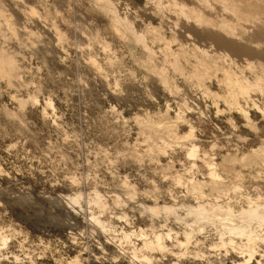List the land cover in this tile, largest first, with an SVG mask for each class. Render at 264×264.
Wrapping results in <instances>:
<instances>
[{
  "label": "rangeland",
  "instance_id": "374dc122",
  "mask_svg": "<svg viewBox=\"0 0 264 264\" xmlns=\"http://www.w3.org/2000/svg\"><path fill=\"white\" fill-rule=\"evenodd\" d=\"M157 1L111 0L120 16L133 20V27L124 29L114 20L106 0H0L4 17L0 20V48L12 54L18 65L11 81L0 77V264H234L243 259L232 245L214 248L213 244L220 243L223 228L218 227V220L213 224L206 219L196 221L186 209L199 200L213 201L215 193L235 209L245 206L246 197L264 196V167L260 173L258 164L225 165L227 171L219 165L216 171L223 180L218 178V182L227 190L219 188V194L218 187L213 190L207 186L211 159L219 162L226 154L247 153L264 143V114L256 107L264 109V87L256 88L258 92L252 89L254 94L249 92L256 106L240 101L244 106L247 103L250 119H246L222 97L213 96L214 92L225 93V86L220 85L224 68L216 67L217 71L210 67L216 75L212 70L213 75H206L213 77L201 78L198 84L188 72L199 66L197 61L203 57L194 44L212 54L227 53L237 67L240 63V70L236 65H231L232 69L246 72L250 79L261 67L262 71L264 40H258L264 39V32L257 40L256 30L261 22L264 24V0H249V5L247 0V5L237 0L238 12L234 11L236 0H228V4L227 0H217L227 8L216 0L215 6L213 1L204 0L211 4L207 13L204 10L209 4L203 6L202 0H198L201 4L183 0L210 15H203L202 28L193 25L194 16L184 20L171 1L167 6L164 0ZM157 3H165L164 9ZM174 11L180 13L179 21ZM232 12L241 14L245 22L237 15V23L233 14L230 17ZM213 14L220 15L217 18ZM174 16L178 26L173 24ZM226 20L235 30L233 35L243 31L229 38L248 46L249 52L218 45L211 38L215 35L212 31L216 33L213 24ZM239 20L249 32L239 27ZM134 31L149 34L138 38ZM165 40H170L168 48ZM169 48L171 53H167ZM212 54H204L202 60L213 63ZM245 59L259 61L260 67L256 62L249 67ZM159 75L166 76L165 81ZM217 77L222 78L220 83ZM20 100L26 102L23 107ZM145 117L154 120L162 132L159 149L142 132ZM189 127L194 138H179ZM190 144L199 147L194 157L187 154ZM207 158L209 164L204 161ZM197 180L207 183L200 186L201 190L193 186L200 194L191 188ZM231 188L234 191L230 192ZM96 194L104 207L92 202ZM74 197L77 201L72 200ZM155 203L173 205L175 212L168 218L165 215L167 219L164 215L152 217L143 206ZM201 221L208 223L201 226ZM195 222L201 227H195ZM168 228L173 232L165 239L169 250L142 247L143 241L153 239L155 231L164 234ZM184 230L194 236L179 246L175 240H185ZM228 235L225 233L226 240L232 237ZM237 236L232 237L235 242L246 241L244 236ZM261 237L263 243L256 241L257 253L250 264H264Z\"/></svg>",
  "mask_w": 264,
  "mask_h": 264
},
{
  "label": "bare ground",
  "instance_id": "6f19581e",
  "mask_svg": "<svg viewBox=\"0 0 264 264\" xmlns=\"http://www.w3.org/2000/svg\"><path fill=\"white\" fill-rule=\"evenodd\" d=\"M152 1H154V0H152ZM152 1H150L149 0V2H152ZM169 1H171L172 3V5H174V6H176V7H178V8H176V9H178V12L180 11V13L181 14H183V16L185 17V19L184 20H186V21H190L189 19H192L191 17H193L194 16V18L192 19V22H193V25L194 26H197V28H199V26L201 27V25H203V23H201V21L203 20V15H204V17H208V16H210V15H208V16H206L205 15V13H203L202 12V10H200V9H198L199 7H189L185 2H183V0H180V1H178V0H168V2L166 1V0H164V2L166 3V6H167V3H168V5H169ZM195 1H198V0H195ZM203 1V6H205L206 5V3L208 2V0H205V1H207L206 3H205V1L204 0H202ZM210 1V0H209ZM213 1V6H215L214 5V1L215 0H211V2ZM224 1L225 0H222V2L224 3ZM231 1V2H230ZM229 2L230 3H232V1L234 2V0H230ZM240 1V0H239ZM238 1V3H240ZM245 0H243L242 2H244ZM248 1L249 0H247V4L249 5V3H248ZM111 2V0L109 1V0H106V2H105V4L107 3H109L108 5H109V7L108 8H110L111 10H110V12L114 15V20L115 21H119V23H118V26H121L122 25V27L124 28V27H130V28H132L133 26H132V22H133V20H131L130 22L128 21V20H130L129 18H126L124 15H121V16H124V17H121L118 13H117V10H116V7L115 6H113V4H112V2ZM157 2H161L160 0L159 1H157ZM215 2H217V0L215 1ZM236 2H237V0L233 3V4H230V5H233L234 6V8H235V12H238V10H236V8L237 7H239V4L237 5L236 4ZM253 2H254V0H253ZM261 2V1H260ZM165 3H164V6H165ZM193 3V2H192ZM196 3H200L201 4V2L200 1H198V2H196ZM196 3H194L195 5H196ZM210 3V2H209ZM209 3H207V4H209ZM219 3V6L221 5L220 4V1L219 2H217V4ZM222 3V5H224ZM225 3H226V1H225ZM245 3V2H244ZM250 3H251V1H250ZM259 3V2H258ZM163 4V3H162ZM161 4V5H162ZM216 4V3H215ZM227 4H228V0H227ZM226 4V5H227ZM246 4V3H245ZM244 4V5H245ZM246 4V5H247ZM256 5H257V3H255ZM154 6H155V4H153ZM160 5V3L158 4L157 3V6H158V8L159 7H161V5ZM171 5V6H172ZM211 4H209V5H207L206 6V8H205V12H206V9L208 8V6H210ZM220 6V7H226V6ZM229 5V7L230 8H233L232 6H230ZM236 5H237V7H236ZM261 5H263L262 3H261ZM156 6V7H157ZM163 6V5H162ZM164 6H163V9H164ZM174 6H173V10L175 9L174 8ZM197 6H198V4H197ZM200 6V5H199ZM217 6V5H216ZM218 6V7H219ZM228 6V5H227ZM241 6H243L242 4H241ZM240 6V7H241ZM254 6V5H253ZM202 7V6H201ZM200 7V8H201ZM244 7V6H243ZM251 7V6H250ZM250 7H248V8H250ZM254 7H256V6H254ZM253 7V8H254ZM264 7V6H263ZM107 8V7H106ZM156 9V10H159V9ZM203 8V9H204ZM212 8V7H211ZM217 8V7H216ZM224 8H220V10H223ZM227 8V7H226ZM242 8V7H241ZM241 8H239V9H241ZM247 8V9H248ZM257 8H259V7H257ZM162 9V8H161ZM202 9V8H201ZM208 9H210V7L208 8ZM252 9V8H251ZM260 10H261V8H259ZM263 9V8H262ZM0 10H2V9H0ZM109 10V9H108ZM213 10H215V8L213 9ZM227 10V9H226ZM226 10H223L224 12L223 13H226L227 11ZM241 10H243V9H241ZM119 11V10H118ZM217 11H218V9H217ZM228 11H230V9H228ZM240 11V10H239ZM247 11V10H246ZM258 11V10H257ZM2 12H3V10L2 11H0V20L2 19V18H4L3 17V14H2ZM158 12V11H157ZM160 12V11H159ZM174 12H176L175 14H177V11H174ZM208 12H209V10H208ZM214 12H216V11H214ZM213 12V13H214ZM231 12V11H230ZM235 12H232L231 14H230V17L232 16V14L233 13H235ZM243 12V11H242ZM242 12H240V13H242ZM120 13V12H119ZM122 13V12H121ZM120 13V14H121ZM162 13V12H161ZM180 13L179 14H177V17H179L178 18V21H179V19H180V17L181 16H178V15H180ZM207 13V12H206ZM217 13V12H216ZM219 13V12H218ZM222 13V12H221ZM222 13V14H223ZM229 13V12H228ZM257 13V12H256ZM125 14V13H124ZM163 14H165V13H163ZM189 14H191L190 16H189ZM239 14V13H238ZM238 14H236V16L238 15ZM243 14V13H242ZM248 14V13H247ZM212 15V14H211ZM216 14H213V16H215ZM220 15V14H219ZM219 15H216L217 16V18L219 17ZM224 15V14H223ZM241 15V14H240ZM240 15H238V16H240ZM244 15V14H243ZM258 15V14H257ZM260 15H262V14H260ZM127 17H128V15H126ZM161 17H162V14L160 15ZM167 16V15H166ZM226 16H228V14L226 15ZM235 16V14H233V17L236 19L237 17ZM130 17V16H129ZM177 17H175L174 16V20H175V18H176V20H177ZM224 17H225V15H224ZM242 17L243 16H240V19H242ZM259 17V16H258ZM263 15H262V19H263ZM232 18V17H231ZM255 18H257L256 16H255ZM261 18V17H260ZM128 19V20H127ZM134 19V18H133ZM216 19V18H215ZM220 19H221V16H220ZM224 19H226V18H223V20ZM237 19H239V18H237ZM237 19H236V21H237ZM248 19V18H247ZM3 20V19H2ZM5 20H6V18H5ZM170 20H172V19H170ZM173 21L174 23V25L175 26H178V25H176L175 24V22H178V21ZM184 20H181V22L182 21H184ZM229 20V19H228ZM234 21V19H231V21ZM242 20H244V22H245V19H242ZM254 20V19H253ZM256 20V19H255ZM254 20V21H255ZM258 20V19H257ZM261 20V19H260ZM264 20V19H263ZM7 21V20H6ZM5 21V22H6ZM186 21H184V22H186ZM225 21V20H224ZM227 21V20H226ZM230 21V22H231ZM236 21H234V22H236ZM239 21H241V20H239ZM251 21H252V19H251ZM250 20L248 21V23L249 22H251ZM262 21V20H261ZM8 22V21H7ZM135 22V21H134ZM203 22V21H202ZM220 22V21H219ZM222 22V21H221ZM233 22V23H234ZM246 22H247V20H246ZM10 23V22H9ZM211 23V22H210ZM210 23H206L207 25H209V26H212ZM229 22L227 21V23H225V22H223V23H219V24H213V26L214 25H216V26H218L217 27V29L215 28L216 26H214V27H212V28H214L213 30H215V32L216 33H213V31H212V34H215V35H211V38L214 40V41H218V45L219 44H221V45H224L225 47L226 46H229V47H231V48H233L234 50H240V52L241 51H244L245 53L246 52H249L250 50V48L248 47V46H246V45H240V44H238L239 42H236V41H234V40H232V39H230L229 37H236L237 35H239L241 32H243V31H241V30H243V29H241L242 27L243 28H246V27H244V26H242L241 27V25H244V23H243V21H241L240 22V26L239 27H241L240 29V31L241 32H239V30H237L238 31V33H237V35L236 34H234L233 35V33H234V28H233V30H232V28L230 27V25L228 24ZM232 23V22H231ZM237 23H239L238 21H237ZM241 23H243V24H241ZM221 24V25H220ZM253 24H255V23H253ZM261 26L256 30V35H257V38H256V35H255V38L258 40V38L260 37L259 35H261L262 34V32H264V27H263V23L261 22ZM187 25V24H186ZM236 25H238V24H236ZM249 25V24H248ZM256 25H259V23L257 24L256 23ZM233 26V25H232ZM249 26H251V25H249ZM158 27H160V26H157V28ZM184 27V26H183ZM251 27H253V26H251ZM254 27H256V26H254ZM253 27V28H254ZM126 28H124V29H126ZM144 28H147V25L144 27ZM148 28H150V29H155L156 31H157V29L153 26H149L148 25ZM202 28V27H201ZM204 28V27H203ZM211 28V27H210ZM236 28H238V26H236ZM257 28V27H256ZM150 29L148 30V31H150ZM159 29H162V28H159ZM185 29V28H184ZM205 29V28H204ZM203 29V30H204ZM14 30V29H13ZM128 30V29H127ZM130 30V29H129ZM144 30V29H143ZM245 31L246 30H248L247 28L246 29H244ZM254 30H255V28H254ZM130 31H133V29L132 30H130ZM147 31V30H146ZM146 31H144V32H146ZM160 31V30H159ZM208 31V30H207ZM253 31V30H252ZM135 32V31H134ZM143 31L142 32H138V34H137V36L136 37H138V38H142V37H145L146 35L145 34H149V33H144ZM152 32V31H151ZM189 32H191V31H189ZM188 32V33H189ZM211 32V31H210ZM209 32V33H210ZM248 32H249V30H248ZM153 34H154V32H152ZM152 33H150V34H152ZM192 33V32H191ZM203 33V32H202ZM251 33V32H250ZM134 34V33H133ZM135 34V35H136ZM156 34V33H155ZM154 34V35H155ZM158 34H161V33H158ZM231 34V35H230ZM247 34V33H246ZM253 34H254V31H253ZM135 35H133V36H135ZM248 35V34H247ZM252 35V34H251ZM264 35V34H263ZM157 36V35H156ZM162 34H161V38H162ZM173 36V35H172ZM185 36V35H184ZM240 36V35H239ZM242 36V35H241ZM249 36V35H248ZM253 36V38H254V35H252ZM259 36V37H258ZM262 36V35H261ZM160 37V36H159ZM174 38H176L175 36H173ZM61 38V37H60ZM138 38L136 39V40H138ZM214 38H216V40L214 39ZM228 38V39H227ZM250 38H251V36H250ZM252 38V40H251V43H252V41H254V39ZM262 37H260L259 38V40L258 41H261V40H264V39H261ZM172 39L173 38H171L170 40L172 41ZM238 39V38H237ZM243 40L245 39V41L247 40L245 37L244 38H242ZM249 39V38H248ZM255 39V40H256ZM170 40H168L167 42H169ZM256 40V41H257ZM248 41V40H247ZM255 41V42H256ZM257 41V42H258ZM167 42H166V40H165V43H166V46L167 45H169V43L167 44ZM255 42H253V43H255ZM264 42V41H263ZM103 43H104V41H103ZM213 43H215V42H213ZM182 44V43H181ZM180 44V47L181 48H183L182 47V45ZM241 44H242V42H241ZM248 44H250V41L248 42ZM259 44V43H258ZM104 45V44H103ZM106 45L108 46V44L106 43ZM185 44H183V46H184ZM195 45V44H194ZM193 45V48H200V53H201V55L203 54V57L201 56V58L203 59L204 58V54H205V56L206 55H208L209 56V54H212V53H210L209 52V50H207V49H205V48H201L200 46H198V44L197 45H195L194 46ZM217 45V44H216ZM210 46H212V45H210ZM214 46V45H213ZM104 47H105V45H104ZM109 47V46H108ZM108 47H107V49H108ZM167 48H168V46H167ZM105 49H106V47H105ZM169 50H170V48H169ZM169 50H167V53H171V50L169 51ZM183 50V49H182ZM169 51V52H168ZM183 51H185V50H183ZM182 51V52H183ZM181 52V53H182ZM217 52V51H216ZM209 53V54H208ZM224 52H222V53H219V51H218V53H213L212 54V57H214L213 58V63L210 61V59L208 60V61H206L207 60V58H206V60L204 59V61L201 59H199L200 61H197L198 63L196 64V65H199V66H195L194 65V67L195 68H193L192 69V71L191 72H188V73H190L189 74V76L191 77V78H195V80H196V84H198L200 81L202 82V80H201V78H209V77H211L212 75H213V73L215 72L214 71V69H212L213 67H215V69H216V67H218V68H220L221 69V71H222V69H223V71H222V73L221 74H223L224 76L222 77V78H224V80H226L225 81V83H224V80L223 81H221V79L220 78H218V80L217 81H221L222 82V84H220V85H224L225 86V93L223 92V94L221 95V94H217V93H213L214 95L213 96H215L216 98H220V97H222V98H220V99H222L223 101H225L226 102V105L228 104V107H232V108H235L236 110L238 109L240 112H241V114L243 115V117H245L246 119H250L249 118V114H248V112H247V109L245 108V106H246V104H245V106L243 105V104H241L240 103V101L242 102V101H245V102H250V104L252 103V105L253 106H256V103H254L252 100H253V98H251L249 95H250V93L252 94V92H253V90L252 89H256V88H258L259 89V87L260 88H263L264 87V69L261 71V68H260V70H259V68L257 69V67L259 66L260 67V63H259V61H252V62H248V61H246V59H245V61L246 62H248L247 63V65L248 64H250V66L249 67H251L252 66V63L253 62H256L258 65H257V67H255L254 69H257V70H259V71H254L255 73H257V74H255L254 72L252 73V75H254V76H251V75H249V76H251V79L250 78H248V76L244 73H242V72H244V71H242V72H238V73H236V71H238V70H240V63H238V67H237V64H236V61H235V59H231L230 57L231 56H229L227 53H224ZM216 56H215V55ZM261 54L262 55H264V50H262L261 51ZM207 57V56H206ZM15 58H13V56H12V54L10 55V54H8V53H6V51L4 50V49H1L0 48V77L1 76H3L4 78L6 77L7 78V80L8 81H11L12 80V78L14 77H16L15 75H17L16 74V71H17V67H18V65L16 64V62H15V60H14ZM248 60V59H247ZM203 61V62H202ZM205 61H206V63H205ZM208 62V63H207ZM216 63H219V64H216ZM235 63V64H234ZM256 63H254V64H256ZM225 64H226V66L228 67V64L231 66V65H236V67L238 68V70L236 69V68H234V69H232V66L231 67H228V68H225ZM246 64V63H245ZM253 64V65H254ZM208 65H211V66H208ZM220 65H222V66H220ZM224 65V66H223ZM247 65H242L241 64V66H243V68H246L247 69ZM246 66V67H245ZM207 67H208V69H207ZM210 67H212L211 69L213 70V73L209 70V68ZM248 67V68H249ZM178 68V67H177ZM180 68V67H179ZM178 68V69H179ZM192 68V67H191ZM217 68V69H218ZM230 68H231V70L233 71L234 70V72H232L231 70H230ZM242 68V69H243ZM253 68V67H252ZM251 68V69H252ZM182 69V68H181ZM216 69V70H217ZM246 69H245V71H246ZM253 69V70H254ZM180 70V69H179ZM209 70V71H208ZM231 71V74H230V71ZM236 70V71H235ZM182 70H180V72H181ZM217 71H219V70H217ZM220 71V72H221ZM251 71V70H250ZM219 72V73H220ZM212 74L211 76H209L208 77V75H210V74ZM233 73H234V75H233ZM182 74V73H181ZM184 74V73H183ZM187 74V73H186ZM206 74H208V75H206ZM215 74V73H214ZM251 74V73H250ZM161 75H162V73H161ZM216 75V74H215ZM160 76V75H159ZM189 76H188V78H189ZM207 76V77H206ZM230 76H231V78H230ZM161 77H163V76H160V78ZM166 76H164L163 77V79L165 78ZM213 77V76H212ZM214 77H216V76H214ZM254 77V78H253ZM204 78V79H205ZM216 78V79H217ZM162 79V80H163ZM197 79L199 80V81H197ZM160 80V79H159ZM161 80V81H162ZM163 81H165V79L163 80ZM190 81V80H189ZM220 81H219V83H220ZM169 83V82H168ZM191 83H192V81H191ZM165 84V83H164ZM167 84V83H166ZM194 84V83H193ZM197 86V85H196ZM223 86V87H224ZM258 89H256L257 90V92H258ZM264 89V88H263ZM203 90H207V88H205V89H203ZM250 90H252V92L250 91ZM255 90V91H256ZM261 90H259V92H260ZM263 91V90H262ZM261 91V92H262ZM208 92V90L207 91H205V93H207ZM250 92V93H249ZM247 93H249V94H247ZM254 93H256V92H253V94ZM262 94V93H261ZM258 102H260V101H258ZM262 102V101H261ZM25 100H20V102H19V104H20V106L21 107H23L24 105H25ZM264 103V102H263ZM262 103H260V105H261ZM262 105H264V104H262ZM227 107V108H228ZM259 110H260V112H262L263 114H264V109H262L260 106H256ZM230 109V108H229ZM146 117H148V116H146ZM142 118V120L143 119H145L144 121H142V123H144V124H142V128H143V130H142V132L143 133H145V135H146V138L149 140H151L152 141V144H153V146H156L158 149L160 148V145L159 144H157L158 143V141H159V139H160V134L162 135V132L159 130V128H158V126L157 125H154L155 123L153 122L154 120H149L150 119V117H149V119L148 118ZM147 119V120H146ZM138 121L140 122V119H138ZM249 121V120H248ZM154 123V124H153ZM254 124V123H253ZM141 126V125H140ZM141 128V129H142ZM193 128V127H192ZM189 129H190V127H189ZM193 130V129H192ZM192 130L190 129V130H188L187 132H185L184 134H181L180 136H178L179 138H183V139H185V138H187L188 139V137H191V138H189V140L190 139H193L194 137H192L191 135H192ZM192 141V140H191ZM191 145V144H190ZM197 148H199V147H197V145H195V144H192L189 148H187V154H188V156H190V157H194L195 155H196V152H198L197 150ZM251 151L250 152H247V153H240V154H237V153H234V154H226V155H224V156H222V158H221V160L219 161V162H213V161H209V162H211V165H210V167H208V168H210V171H209V175H210V179H209V182L210 183H206V182H203V181H199V180H197L196 182H195V185H191L192 187V189H194V188H196V187H200V186H206V184H207V186H209V184H210V187H214L213 188V190H215V188L216 187H218V188H216L217 190H216V192H218L219 194L220 193H222V191H219V188L221 187L220 186V184L221 183H219L220 181H221V179H222V177L221 178H219V174L217 173V171H216V168L219 166V165H221V166H224L225 167V165H227V166H229V165H234V164H238L239 166H244V164L247 166H249L250 164L252 165V164H258V166H257V168L258 169H260V173H261V168L263 169V167H264V165L263 164H261V162L262 163H264V159L262 160V157L264 158V154H263V152H264V143L263 144H261V145H259L258 147H255V148H253V149H250ZM209 158H207L206 160H204V161H207ZM260 159V160H259ZM261 161V162H260ZM208 162V161H207ZM207 162H206V164H207ZM209 162H208V164H209ZM260 162V163H259ZM207 164V165H208ZM253 165V166H254ZM263 165V166H262ZM209 166V165H208ZM226 166V167H227ZM247 166V167H248ZM260 166H262V167H260ZM226 167H225V170H226ZM232 167V166H231ZM251 167V166H250ZM228 169H229V167H227ZM256 168V167H255ZM256 168V169H257ZM217 169H220V167L219 168H217ZM227 169V170H228ZM231 169H233V167L231 168ZM236 169V168H235ZM226 170V171H227ZM219 171V170H218ZM233 171L235 172H233L234 174H236L237 176L239 175L240 176V172H238L239 170H234L233 169ZM257 172H258V170H257ZM256 172V173H257ZM263 173H264V170L262 171ZM259 173V174H260ZM258 174V173H257ZM256 174V175H257ZM258 176V175H257ZM218 178H219V182H218ZM223 180V179H222ZM194 182V181H193ZM193 182L192 183H190V184H193ZM126 184V183H125ZM237 184V183H236ZM240 184V183H239ZM233 185H234V183H233ZM233 185H230L231 187L233 186ZM243 185V184H242ZM193 186H196V187H194L193 188ZM235 186V190L237 189V187H236V185H234ZM239 186L240 185H238V189H239ZM189 187V186H188ZM228 187H229V185H228ZM190 188V187H189ZM198 188H196V190H198V191H196L197 193H199L200 194V190H201V187L198 189ZM223 189L225 188V187H222ZM222 188H220V190L222 189ZM230 188V187H229ZM233 188V187H232ZM232 188L231 189H229L230 190V192H231V190H232ZM130 189V188H129ZM227 189L225 188V191H226ZM210 191V190H209ZM212 191V190H211ZM225 191H223V192H225ZM232 191H234V190H232ZM237 191V190H236ZM131 192H133V190L131 191ZM229 192V191H228ZM129 193H130V191H129ZM134 193V192H133ZM203 193V192H202ZM212 193V192H211ZM215 193V192H214ZM226 194H227V192H225ZM204 194V193H203ZM230 194V193H229ZM238 194V193H237ZM260 194V193H259ZM256 195L255 196V198L254 197H249V195L248 194H246V196L248 195V197L249 198H245V199H247V201H246V204H245V206H240V208H234L232 205H231V203L230 202H225V203H223L222 202V200H220V195H216V193H215V195H213L212 197V199H213V201H207L206 199L205 200H199V201H197V202H195V204H193V205H191L190 204V206H188L187 207V214H190L191 216H189V217H192L193 219H196V221H197V219H203V220H205L206 219V221L208 220V221H211V223L212 222H217V220H218V222L217 223H219V226L218 227H222L223 226V228H222V230H221V232H220V234H219V237H220V243H217V244H213V246H214V248L215 247H219V245H225L226 246V244L227 245H232V249H233V247L235 248V249H238L239 250V253L241 254V257L243 258L242 260H238V261H235V263L234 264H250L251 263V260L253 259V257H254V255H255V253H257V249L255 250V244H257L256 243V241H261L262 242V240H260L259 239V237H264L262 234H264V196L263 195ZM205 195V194H204ZM207 195H211V194H206V196ZM223 195V194H222ZM236 195V194H235ZM130 196H131V194H130ZM215 196V197H214ZM227 196V195H226ZM240 196V195H239ZM199 197V196H198ZM203 197V196H202ZM222 197V196H221ZM228 197V196H227ZM93 198L94 199H91V200H93L92 202H95V204L96 205H98V206H100V207H104L105 205V203H103L104 201L100 198V196L98 195V194H96L95 195V197L93 196ZM200 199H201V196L199 197ZM198 198V199H199ZM223 198H224V196H223ZM77 197H74V198H72V200L73 201H77ZM203 199V198H202ZM207 199H209V198H207ZM211 199V200H212ZM222 199V198H221ZM117 200V199H116ZM175 205V204H174ZM244 205V204H243ZM239 206V205H238ZM143 210L145 211V212H147L148 214H150L152 217H154V216H158V215H164V217L166 218V216H167V218L169 217L168 215L170 214V213H173V212H175V207H173V205H167V204H164V205H160V204H153V205H144L143 206ZM177 213V212H176ZM175 214V213H174ZM166 215V216H165ZM178 215V214H177ZM186 215V214H185ZM171 216V215H170ZM179 216V215H178ZM163 217V216H162ZM176 217V216H175ZM180 217V216H179ZM195 217V218H194ZM164 218V219H165ZM166 218V219H167ZM178 218V217H177ZM163 219V220H164ZM178 219H180V218H178ZM182 219V218H181ZM184 219V218H183ZM182 219V220H183ZM214 220H216V221H214ZM184 221V220H183ZM205 222V221H204ZM204 222H199V224L200 223H202V224H205ZM198 223V222H197ZM208 223V222H207ZM206 223V224H207ZM214 223V224H215ZM185 224V223H184ZM191 224H193V223H191ZM194 224H196V222L194 223ZM193 224V225H194ZM196 224V225H198V226H196L195 225V227H199L200 225L202 226V224ZM213 224V223H212ZM192 225V226H193ZM188 226H190L189 224H188ZM200 226V227H201ZM216 226H217V224H216ZM153 227V226H152ZM191 227V226H190ZM189 227V228H190ZM256 227H257V229H260L262 232V234H260L259 232H257V230H256ZM194 228V227H193ZM187 229V228H186ZM185 229V230H186ZM202 229V228H201ZM217 229V228H216ZM154 230V229H153ZM184 230V238H185V240L184 239H182L183 241H179V240H175L176 241V244L177 245H179V246H183V245H185L186 243L188 244V242H189V240H190V238H191V236H192V231H190V230H188V231H185ZM192 230V229H191ZM194 230H195V228H194ZM193 230V231H194ZM218 230V229H217ZM219 231V230H218ZM144 232V231H143ZM162 232V231H161ZM171 229H169L168 228V230H167V232L165 233V232H163L164 234H162V233H156V231H155V233L153 234V239L152 240H149V238H148V240H145V241H143V243H142V247L143 248H145V249H147V248H155V249H159L160 251H164V250H169L167 247H168V245H167V243L165 242V239L166 238H170L171 237ZM141 233V232H140ZM146 233V232H145ZM145 233H144V236H145ZM151 233H152V231H151ZM151 233H149L150 235H151ZM173 233V232H172ZM225 233H228L230 236H234L235 237V235H238L240 238H241V236H244L245 237V242H243V241H240V243H237V242H235L234 241V239L232 238V237H229L228 238V240H226L225 238H226V236H225ZM130 234H132V233H130ZM147 234V233H146ZM148 235V234H147ZM146 235V236H147ZM227 235V234H226ZM228 235V236H229ZM193 236H194V233H193ZM192 236V237H193ZM224 236H225V238H224ZM237 236V237H238ZM173 237V236H172ZM238 237V238H239ZM261 237V238H262ZM150 238H152V237H150ZM145 238H143V240H144ZM242 239H244V238H242ZM6 240V238H4L3 239V241H5ZM174 240V239H173ZM170 241H172V240H170ZM263 241H264V238H263ZM173 242V241H172ZM243 242V243H242ZM216 243V242H215ZM260 243V242H259ZM258 243V244H259ZM263 243V242H262ZM261 245V244H260ZM259 245V246H260ZM172 246V245H171ZM256 246H258V245H256ZM258 246V247H259ZM223 247V246H222ZM257 247V248H258ZM141 248V247H140ZM172 248V247H171ZM212 248V247H211ZM261 248V247H260ZM234 249V250H235ZM263 249H264V246H263ZM140 250V249H139ZM141 250H143V249H141ZM148 250V249H147ZM237 250V251H238ZM156 251V250H155ZM236 251V250H235ZM165 253V252H164ZM262 253H263V251H262ZM196 254V253H195ZM200 255V254H199ZM245 256H247V257H245ZM263 256V255H262ZM152 260V259H151ZM224 262V261H223ZM218 263V262H217Z\"/></svg>",
  "mask_w": 264,
  "mask_h": 264
}]
</instances>
